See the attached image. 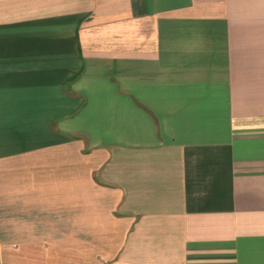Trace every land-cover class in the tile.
<instances>
[{"label": "crops", "instance_id": "0c3cea01", "mask_svg": "<svg viewBox=\"0 0 264 264\" xmlns=\"http://www.w3.org/2000/svg\"><path fill=\"white\" fill-rule=\"evenodd\" d=\"M0 264H264V0H0Z\"/></svg>", "mask_w": 264, "mask_h": 264}]
</instances>
